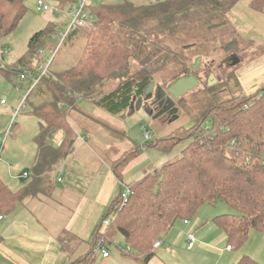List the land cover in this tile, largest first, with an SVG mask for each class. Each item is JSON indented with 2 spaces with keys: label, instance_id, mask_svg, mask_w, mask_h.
I'll return each instance as SVG.
<instances>
[{
  "label": "trees",
  "instance_id": "trees-1",
  "mask_svg": "<svg viewBox=\"0 0 264 264\" xmlns=\"http://www.w3.org/2000/svg\"><path fill=\"white\" fill-rule=\"evenodd\" d=\"M57 1L60 6L72 2ZM239 1L146 0L138 5L124 0L92 7L96 22L84 34L85 45L76 63L66 70L46 73L28 95L27 100L31 95L43 97L40 103H29V113L39 121V131L33 138L37 147L31 171L33 180L17 193H12L0 180V217L17 202L51 191L50 173L74 149L76 134L69 121L81 102L113 116L124 114L146 96L147 89L155 83L154 75L167 65L168 58L181 68V75L174 81L191 74L197 77L187 64L190 57L198 55L197 43L205 41L202 32L211 30L213 25H227V15ZM258 3L261 1L254 3L256 9ZM27 12L26 0H0V39L14 32ZM78 31L70 34L66 43ZM55 32L56 28L50 25L33 35L27 54L18 65L33 63ZM3 69L19 73L16 69ZM228 81L241 88L237 77L230 75ZM114 83L119 84L106 93L105 89ZM217 88H210L213 102L193 118V127L180 128L157 143L151 141L152 148L164 152L181 143L185 145L178 159L132 184L126 202L120 193L96 228L91 250L73 264H95L97 255L93 248L97 242L102 239L109 251L118 234L127 249L117 245L122 255L138 264H150L155 255L154 244L177 222L191 220L203 206L220 202L234 212L212 220L227 235L228 246L242 248L251 232L264 235V86L252 95H239L238 102L225 108L224 103L218 104V94L213 93ZM208 119L209 127L205 125ZM100 124L120 137L119 131ZM58 133H63L64 139L55 145ZM139 152L134 147L113 163L119 181ZM106 220L110 225L102 233ZM72 239L76 238H61L62 249ZM235 264L264 263L245 256Z\"/></svg>",
  "mask_w": 264,
  "mask_h": 264
},
{
  "label": "crops",
  "instance_id": "crops-1",
  "mask_svg": "<svg viewBox=\"0 0 264 264\" xmlns=\"http://www.w3.org/2000/svg\"><path fill=\"white\" fill-rule=\"evenodd\" d=\"M260 1L259 9H256L254 3L259 0H240L227 15L228 24L239 43L248 46L247 56L236 69L245 95H252L264 86V0ZM85 121L79 119L78 124L69 121L76 134L74 149L50 173L51 191L46 195L27 197L2 215L0 264H73L85 256L92 248L96 228L117 198L124 177L148 160L139 152L119 181L114 175L113 163L122 158L125 146L109 136L100 121L94 120V125ZM63 139L64 134L58 133L55 145H60ZM36 156L37 152L29 161L32 165L29 171L23 169L22 173L11 175L7 182L0 179L12 193L31 184ZM132 162H136L135 167ZM199 211L188 225L179 221L182 225L180 232L173 230L178 222L160 239L163 245L154 249L150 264H235L245 249V254H250L257 262L263 260L264 238H260L259 233L251 232L242 248L227 250L228 245L224 247L227 235L212 223L217 215L211 219L214 229L207 228L209 219L201 218ZM191 232L195 234L197 244L189 250L187 234ZM65 235L76 239L68 241L66 248L62 249L60 240ZM235 250L241 254L234 253ZM111 257V254L108 258L102 256L104 264H138L122 254L119 258Z\"/></svg>",
  "mask_w": 264,
  "mask_h": 264
},
{
  "label": "rangeland",
  "instance_id": "rangeland-1",
  "mask_svg": "<svg viewBox=\"0 0 264 264\" xmlns=\"http://www.w3.org/2000/svg\"><path fill=\"white\" fill-rule=\"evenodd\" d=\"M37 1L26 0L27 14L14 32L0 39V154L2 157L0 179L4 182H7L11 175L22 173L23 169L29 171L32 167L29 161L37 152L33 138L39 130V121L29 113V103H40L43 97L31 95L27 100L28 95L32 92L29 89H32L33 82L30 79L22 80L20 78L22 71H25V73L29 71L34 74L47 65L49 66L48 71L50 73L68 69L78 60L85 45L84 34L91 28L79 30L74 35L76 36L75 38L61 44L60 47V39L54 40V33L53 36H49L50 43L44 44L40 55L33 63L27 64L25 67L19 66L18 62L27 54L28 43L33 35L45 30L50 25L56 28V32L57 30H61L64 33L70 24V5L60 6L57 0H44L49 7L59 8L63 11L60 14L52 11L38 12ZM123 1L90 0L89 4L91 5L90 8H92L102 4L114 5ZM130 1L139 5L146 0ZM95 22L96 17L90 20V24H94ZM202 33L205 41L201 40L197 43L198 55L190 57L187 64L191 70V66L197 64V60H201L200 65L195 70L200 84L181 98L183 103L179 104V100L178 104H175L174 108L169 112L159 117L160 112H158L157 108H153L151 103L156 97L158 89L165 91L167 94V89L176 82L174 79L181 75L180 66L178 67L175 61H171L170 59L167 65L154 75L155 87L149 95L143 98L140 109L138 108V103H135L124 114L113 116L93 104L81 102L78 110L71 113L70 122L73 124H78L79 119H85V122L89 121L92 123H89L91 125H94V120L100 121L104 125L119 131L120 137H118V133H116L117 135H113L102 127L103 130L109 133V136L125 146L126 152H130L134 147H137L140 149V156H147L148 160L145 163L132 169L124 177L115 198L121 192L126 191L134 181L142 179L143 176L141 175L160 169L179 158L180 150L185 143H181V145L175 147L170 152L152 148L150 143L152 140L153 143H157L164 138L171 137L180 128L189 129L193 127V118L200 115L213 102L214 96L212 93H209L210 88L218 86L213 93L218 94V104L224 103L222 105L223 108L238 102L236 99L239 95L243 96L246 94L243 89H238L233 81L227 82V77L230 75L237 77L236 68L247 56L248 53L245 54V51L248 49V46L239 43V38L229 24L211 30H204ZM235 42H237V46L227 51L232 46L231 44ZM236 61L238 62L236 63L237 66L234 63ZM3 68L9 70L16 69L19 73L14 74ZM211 76L214 79L210 78ZM118 84L114 83L108 86L105 92L108 93L114 90ZM2 101H5L4 105L1 103ZM73 117L76 118V121ZM205 125L207 127L211 126V121L208 119ZM147 132L152 137L150 142H147L145 139ZM176 137L180 138L181 136L177 135ZM124 156L125 153L122 158ZM135 165L136 162H132V166L135 167ZM199 213L201 218L209 219L210 225L207 228L214 229L211 219L216 215L233 214L234 212L227 204L220 202L216 206L203 207ZM181 227V222H179L173 230L180 232L179 229ZM106 229L107 227L103 226L101 232L104 233ZM260 236V238H264V235L260 234ZM76 245L74 244V247ZM117 245L124 251L127 250L120 234L116 235L114 244L109 249L112 259L119 258L121 255L117 250ZM227 245L228 241L225 242L224 247ZM239 252L238 250L234 251L236 254H241ZM245 252L246 249L244 254H242V258L245 256L252 258L250 254L246 255ZM80 260L78 259L76 262L78 263ZM261 262L264 263V258ZM95 264H104L101 252L97 254Z\"/></svg>",
  "mask_w": 264,
  "mask_h": 264
},
{
  "label": "built area",
  "instance_id": "built-area-1",
  "mask_svg": "<svg viewBox=\"0 0 264 264\" xmlns=\"http://www.w3.org/2000/svg\"><path fill=\"white\" fill-rule=\"evenodd\" d=\"M90 0H72V2L70 3V24L68 25V28L66 29V31L63 33L61 32V30H57V32H55L54 34V40L55 39H60V44H64L67 40V38L69 37L70 34L80 30V29H85V28H89L92 27L93 24H90V20H92L95 15L92 14L91 12V5L89 4ZM37 11L38 12H54V13H58L60 14V12H62V9H56V8H51L49 7L44 0H38L37 1ZM58 49V48H57ZM48 68L49 66L47 65L45 68H42L40 70H38V72L36 73H32V72H27L25 73V71H22V74L20 75V78L22 80H27L30 79L31 82H33L32 85V89H34L38 82L40 81V79L46 74L48 73ZM32 89H30V91H32ZM5 101H2V104H4ZM145 139L147 142L152 140L151 134L149 132H147L145 134ZM0 160H1V154H0ZM26 176V174H25ZM130 196V188H128L126 191L122 192V200L123 202H126L128 200ZM3 217H0V220H2ZM190 223V220H185L184 224L188 225ZM110 225V221L106 220L104 222V226H109ZM103 240L100 239L96 246L93 248V252L95 255L99 254L100 252L102 253V256L104 258H108L110 256L109 251L103 246ZM197 244V238L195 236L194 233H188L187 234V248L189 250L193 249L195 247V245ZM162 242L158 241L154 244V249L160 248L162 246ZM232 247L228 246L227 250H231Z\"/></svg>",
  "mask_w": 264,
  "mask_h": 264
},
{
  "label": "water",
  "instance_id": "water-1",
  "mask_svg": "<svg viewBox=\"0 0 264 264\" xmlns=\"http://www.w3.org/2000/svg\"><path fill=\"white\" fill-rule=\"evenodd\" d=\"M225 25H226V22H224L221 25L211 26V29H215V28H218V27H221V26H225ZM231 45L232 46H230V48H228L227 51L229 49H232L233 47L237 46V42H235V43H233ZM168 60H169V58L166 61H168ZM196 63L197 64L193 65V67H192L194 70H196L198 68V66L201 63V60L200 59L197 60ZM234 63L236 64L238 62L236 61ZM211 78L214 79L213 76H211ZM199 84H200L199 80L195 76H193L191 74V75H189L187 77H182V78L178 79L173 85H171V87L169 89H167V91H168L169 94L174 96V100H177L180 97L185 96L188 92L193 90V88H195ZM154 87H155V84L154 83L151 84L150 87L146 91V95L149 94L150 92H152ZM165 94H166L165 91L161 92V90L158 89L156 97L160 96V98L163 99L166 96ZM136 103H138V108L140 109L141 106H142V103H143V98H139ZM162 103H164V101ZM134 104L135 103H133L132 106ZM166 104L167 105H166L165 109L159 113V115H158L159 117L161 115H163L164 113H166V112L170 111L171 109H173L174 106H175V102L172 99L167 100Z\"/></svg>",
  "mask_w": 264,
  "mask_h": 264
},
{
  "label": "flooded vegetation",
  "instance_id": "flooded-vegetation-1",
  "mask_svg": "<svg viewBox=\"0 0 264 264\" xmlns=\"http://www.w3.org/2000/svg\"><path fill=\"white\" fill-rule=\"evenodd\" d=\"M198 80H199V78L198 77H196ZM211 78V77H210ZM162 92V91H161ZM189 93V92H188ZM147 95H149V94H147ZM146 95V96H147ZM183 97V96H182ZM182 97H180L179 99H177V100H174V96L173 95H171V94H169L168 92H167V94H166V96L163 98V99H161L160 98V96H157V97H155L154 98V100H152V103H151V106L153 107V108H157V110H158V112H161V111H163L164 109H165V107H166V101L167 100H169V99H172L174 102H175V104H178V101L179 100H181V98ZM164 101V103H162ZM169 112V111H168ZM167 113V112H166ZM165 114V113H164ZM163 114V115H164ZM162 116V115H161Z\"/></svg>",
  "mask_w": 264,
  "mask_h": 264
}]
</instances>
